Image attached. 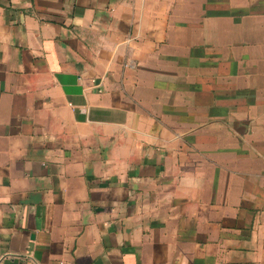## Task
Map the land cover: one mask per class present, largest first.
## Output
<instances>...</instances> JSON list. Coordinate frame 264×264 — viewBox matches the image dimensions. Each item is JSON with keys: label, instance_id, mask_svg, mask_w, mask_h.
Returning a JSON list of instances; mask_svg holds the SVG:
<instances>
[{"label": "crops", "instance_id": "obj_1", "mask_svg": "<svg viewBox=\"0 0 264 264\" xmlns=\"http://www.w3.org/2000/svg\"><path fill=\"white\" fill-rule=\"evenodd\" d=\"M0 264H264V0H0Z\"/></svg>", "mask_w": 264, "mask_h": 264}]
</instances>
